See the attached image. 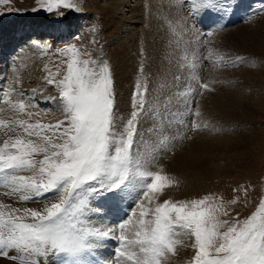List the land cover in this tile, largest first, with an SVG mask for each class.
I'll list each match as a JSON object with an SVG mask.
<instances>
[{
	"label": "snow or ice",
	"instance_id": "6c2138e0",
	"mask_svg": "<svg viewBox=\"0 0 264 264\" xmlns=\"http://www.w3.org/2000/svg\"><path fill=\"white\" fill-rule=\"evenodd\" d=\"M52 2L45 5V0H37L34 11L46 8L51 12ZM54 2L80 10L73 0ZM200 6L208 11L221 4L219 0H200ZM204 43L209 41H201ZM59 51L71 54L65 62L66 73L60 80L55 79L59 70L49 73L46 83L58 91V96L50 98L59 100L63 119L32 121L36 114L28 111L34 107L31 101L0 98L13 113L10 118H0V189L16 202L40 198L44 202L42 209H32L0 201V257L18 264H85L87 253L115 239L119 256L129 264H165L177 255V245L183 244L181 237H187L195 250L192 264H264V198L243 221L219 218L230 215L228 205L238 203L239 197L227 202L220 197L219 203L213 195L161 202L165 190L178 186L179 181L162 174L164 169L156 159L142 155L135 147L137 123L147 111L146 87L137 86L136 110L124 131L117 132L110 65L92 59L91 53H80L76 45ZM81 55L88 59L81 60ZM214 82L198 81L196 96L215 91L211 87ZM200 115L197 108L194 116ZM206 127L194 121L183 139H193L191 133ZM241 190L247 195L243 185L233 189ZM133 191L134 210L126 221L116 226L91 222L90 214L100 218L106 204L121 201ZM95 198L100 201L91 206Z\"/></svg>",
	"mask_w": 264,
	"mask_h": 264
},
{
	"label": "rangeland",
	"instance_id": "374dc122",
	"mask_svg": "<svg viewBox=\"0 0 264 264\" xmlns=\"http://www.w3.org/2000/svg\"><path fill=\"white\" fill-rule=\"evenodd\" d=\"M130 1H144L135 12L138 14L135 19L138 24L118 22L115 16L112 17L107 7L113 0H73L80 5L79 11L57 6L53 0L51 12L46 8L34 11L38 8L37 0H7L0 3V40L7 34L13 35L6 42H0V46L4 47L0 53H7L2 56L4 60L11 58L8 62L15 63L11 66L20 65L26 69L22 75L27 79L26 84L33 90L37 89L33 98L52 105V109L47 108L50 117L46 123L63 119L59 100L50 98L58 96V91L54 85L46 83V78L49 73L55 74L58 70L60 74L55 79L63 78L65 62L71 54L61 55L59 50L71 45H76L80 53H91L92 59L106 61L110 65L117 132L124 131L125 124L136 110L137 86L146 87L144 108L147 111L137 123L135 147L142 155L150 159L154 157L163 167L164 174L170 178H180L177 179L178 186L174 185L162 201H187L213 195L215 202L219 203L220 197L224 202L239 197L238 203L228 205L230 215L219 218L245 220L264 198V55L258 51L260 44L251 41L252 36L248 34L250 30H257L259 33L253 37H264V0H219L221 7L207 12L215 11L227 18L237 11H243L246 18L233 27L224 29L221 26L206 32L193 29L189 19L186 24L179 25V30L159 5L155 4V8L146 0ZM48 3L49 0H45V5ZM119 5L116 3L111 8ZM193 5L190 0L184 12ZM195 7L204 10L200 0H196ZM32 28H38L41 35L27 39ZM132 28L137 30L131 31ZM55 29H66L75 35L68 34L59 42H52L50 39ZM208 32L213 35L207 36ZM20 33L23 36L15 40L13 37ZM242 37L245 38L244 42ZM201 41L209 43L201 44ZM37 45L52 47L42 49ZM79 58L84 60L88 56L81 55ZM198 81H215L211 84L215 91H204L203 95L196 96ZM197 108L201 112L199 117L194 116ZM194 121L202 126L207 125L198 134H204V139H208L209 144L205 149L208 150L207 157L211 164L190 170L188 178L182 173L171 172L169 165L175 159L178 162L185 157L190 147L197 143L196 140L199 142L194 134L197 132L191 133L193 139H183ZM242 185L247 189V195L242 190L233 191ZM135 197L133 191L121 201L106 204L100 216L105 207H120L121 204L131 212ZM39 200H42L41 204L43 198ZM99 201L100 198L92 199L91 206ZM130 205L133 206L131 209ZM181 239L183 244L177 245V255L171 256L165 264H192L195 255L192 241L187 237ZM0 259L1 264H4L2 260L9 261L4 257ZM122 259L129 264L126 258ZM10 263L18 264L12 260Z\"/></svg>",
	"mask_w": 264,
	"mask_h": 264
},
{
	"label": "bare ground",
	"instance_id": "6f19581e",
	"mask_svg": "<svg viewBox=\"0 0 264 264\" xmlns=\"http://www.w3.org/2000/svg\"><path fill=\"white\" fill-rule=\"evenodd\" d=\"M147 1V2H146ZM145 2L147 4H149L148 2H150V4H153V7L156 8L155 4L159 5V8H161L162 10L165 11V16L167 15L169 17V20L173 21V23L175 25H177L179 27L180 30V24H186V20H188V14L187 11L184 12L185 8L189 7L190 4V0H146ZM144 2H137L134 1L132 3V1L130 0H113V3L107 7V9L111 12L112 17L115 16L116 19H118V22H123V23H131V24H136L137 20H135L138 16V14L136 15V9L138 6H140V4ZM154 2V3H153ZM119 3L120 5L117 8H111L114 6V4ZM145 3V4H146ZM144 4V3H143ZM149 4V5H150ZM143 6V5H141ZM191 7V6H190ZM102 8V7H101ZM105 8V7H104ZM139 8V7H138ZM190 9H194L190 8ZM153 10V9H152ZM158 10V9H157ZM189 10V9H188ZM105 11V10H104ZM141 14V13H140ZM108 15V14H107ZM142 15V14H141ZM164 16V17H165ZM109 17V16H108ZM111 17V16H110ZM187 17V19H185ZM108 19V18H107ZM263 19V18H262ZM120 20V21H119ZM139 20V19H138ZM168 20V19H167ZM169 21V22H170ZM140 23V22H139ZM149 23V22H148ZM172 23V24H173ZM119 24V23H118ZM122 24V23H121ZM129 24V25H131ZM138 24V23H137ZM124 25V24H123ZM188 25V24H187ZM186 25V26H187ZM190 25V24H189ZM182 27H184L183 25H181ZM193 29H196L195 27H193V25L191 24ZM239 26V25H238ZM237 26V27H238ZM173 28V27H172ZM235 28V27H234ZM120 29V28H119ZM118 29V30H119ZM131 29V28H130ZM144 29V28H143ZM178 29V28H177ZM176 29V30H177ZM233 29V28H232ZM137 30L135 28H132L131 31ZM192 30V29H191ZM130 31V30H129ZM145 31V30H144ZM148 31V30H147ZM198 32H200L199 30H197ZM230 31V30H229ZM227 31V32H229ZM232 31V30H231ZM74 32V31H73ZM112 32V31H111ZM146 32V31H145ZM197 32V33H198ZM236 32V31H235ZM140 33V32H139ZM259 32L250 30L248 31L249 36L251 37V41H253L255 44H260L258 46V51H260L263 55H264V37H259L260 35L254 36L255 34H258ZM26 34V33H25ZM49 34L50 33H46ZM73 36L75 35V33H70L67 32V30L63 29V30H59V29H55L51 35V41L52 42H56L59 41L60 39H63L64 36L67 35ZM180 34V32H179ZM194 34V33H193ZM3 35V34H2ZM13 35V34H12ZM11 34H7L5 36H2V39L0 40V42L4 43L7 41V39L12 37ZM19 35V37H18ZM17 37H13L15 38V40L20 39L21 36H23L21 33L18 34ZM41 32L38 28H32L30 29V33L27 36V39L33 37V36H40ZM116 36V35H115ZM202 36V35H201ZM42 38L44 37L43 35L41 36ZM125 38V37H124ZM123 38V39H124ZM244 37L241 38V40H245ZM114 39V38H113ZM247 39V38H246ZM250 41V40H249ZM250 41V42H251ZM111 42V41H110ZM242 42V41H241ZM252 43V42H251ZM116 44V43H115ZM248 44V43H247ZM246 44V45H247ZM245 45V44H244ZM26 46V43H25ZM4 49V47L0 46V50ZM26 48V47H25ZM6 49V48H5ZM241 48H239L240 50ZM7 50V49H6ZM5 50V51H6ZM4 51V52H5ZM7 51H10L9 49ZM12 51V50H11ZM2 52V51H1ZM243 52V51H242ZM254 52V51H253ZM22 53V52H21ZM1 54V53H0ZM7 54V53H6ZM1 54L0 55V98H3L4 100H11L13 102H17L20 100H24L26 102L31 101V103L34 105V107H30L28 109V111L35 113L36 115H34L32 117V121H36V120H40L43 123H46L47 119L50 117L49 110H47V108H51L48 102L43 101V100H35L33 97H35L33 89L31 86L27 85L25 79L22 75H24L23 73L25 72L22 66L17 65L18 68H16L17 66L12 65L11 64H15V63H9L8 61L11 59L9 58V60H4L2 55H6ZM25 54V53H23ZM26 55V54H25ZM8 58V57H6ZM23 58V57H22ZM14 59V58H13ZM13 61V60H12ZM30 61V60H29ZM30 65V64H29ZM217 70V69H215ZM218 73V72H217ZM217 75V74H216ZM5 80V82L3 83V81ZM12 81V83L10 81ZM31 82V81H30ZM29 82V84H30ZM28 83V82H27ZM38 87V86H37ZM37 90V89H36ZM45 90V89H44ZM37 92V91H36ZM5 93H8L9 95H5ZM20 93H23L24 95L21 96L19 95ZM41 96V95H40ZM49 100V99H48ZM52 106V105H51ZM9 106L7 104H4L2 102H0V109H5V111L0 112V118H10L13 116V113L8 110ZM219 108V107H217ZM52 109V108H51ZM56 110V109H55ZM222 110V109H221ZM51 111V110H50ZM215 111V110H214ZM216 112V111H215ZM214 112V113H215ZM53 113V112H52ZM215 115V114H214ZM21 119H28V117L26 116H21ZM205 118V117H204ZM52 119V118H51ZM50 119V120H51ZM175 120V119H174ZM53 121V120H52ZM50 121V122H52ZM176 121V120H175ZM178 121V120H177ZM175 124V123H174ZM143 126V125H142ZM186 133V132H185ZM203 133V132H201ZM196 134V137L199 139V142L196 140V144L193 147H190V149L187 151L185 157H182L178 162L176 161V159L174 160V162L170 163V169L171 172L173 171L174 173H182V175L186 176L189 178L188 176V172L190 170H195L198 166L200 165H205L204 167H206L209 163L211 164V162L209 161V158L207 157V152L208 150L205 149V147H208V139H204V134ZM192 135V134H191ZM151 136V135H150ZM194 136V135H192ZM186 140V139H185ZM210 141V140H209ZM208 143V144H207ZM183 147V146H182ZM179 159V158H178ZM204 160V161H203ZM176 161V162H175ZM177 164V165H176ZM208 167V166H207ZM204 169V168H203ZM170 171V170H169ZM164 174V173H162ZM173 175V174H172ZM171 175V176H172ZM177 176V175H175ZM179 177H182L180 175H178ZM183 176V177H184ZM185 177V178H186ZM178 180L180 178H177ZM185 180V179H184ZM186 184V183H185ZM170 189L168 188L165 190V195H163L160 198V201H162V199L167 196L170 193ZM36 201L38 199H35ZM0 201H3L4 203H10L13 204L14 207H26V208H32V209H42L44 207V202H42L41 204H39L40 202H33L32 200L29 201H25V202H16L14 200H10L9 198H7L6 196H4L3 194V190L1 191L0 189ZM120 206H122V208L120 209L121 212H124L125 217L123 220L120 219L119 214L116 212L115 208H112L110 210L105 209L102 213V215H104V217L102 216V221L97 218L94 215L90 216L91 222L93 224L96 225H100V226H105V225H110V226H116L118 225L119 222L121 221H126V218H129L130 216V210L129 208L127 209L126 206H124L123 204H121ZM115 211L114 214H112L111 212ZM112 218V219H111ZM95 219V220H94ZM104 219V220H103ZM112 241V244L114 242L117 243L118 245V241L115 239H110ZM109 241V240H107ZM107 241H105V246L102 248H97L94 249L92 252L87 253L84 257L83 260L84 262L88 263V264H123L125 261H123V259L121 260L122 257L119 256L117 249H115L114 246H109L107 244ZM116 245V246H117ZM117 248V247H116ZM10 255H16L15 252H11ZM1 260V259H0ZM7 260V259H6ZM4 264H13L10 263L9 261H4ZM102 262V263H100ZM126 263V262H125ZM1 264V263H0ZM127 264V263H126Z\"/></svg>",
	"mask_w": 264,
	"mask_h": 264
}]
</instances>
